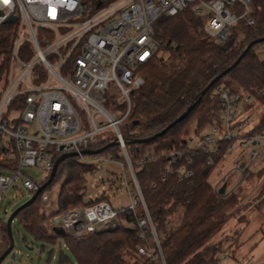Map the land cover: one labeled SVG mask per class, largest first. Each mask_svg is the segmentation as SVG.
I'll return each instance as SVG.
<instances>
[{"label": "built area", "instance_id": "built-area-1", "mask_svg": "<svg viewBox=\"0 0 264 264\" xmlns=\"http://www.w3.org/2000/svg\"><path fill=\"white\" fill-rule=\"evenodd\" d=\"M251 5L252 0H0V26L13 25L6 53L0 55V226L6 222L1 219V206L10 190L20 188L35 194L48 180L55 161L75 153L80 162L97 167L86 173V187L112 181V173L100 164L113 162L127 173L135 199H131L126 185L129 205H120V209L132 213L141 209L136 220L140 239L137 253L151 263L165 264L123 139L131 112L130 95L144 84L139 68L159 49L154 32L158 19L190 10L200 19L205 36L223 44L239 20L254 24ZM9 18L13 21L7 23ZM110 85L123 99L121 104L114 105L110 99ZM216 93L218 120L189 149L207 154L206 164L212 165L220 142L231 143L227 151L238 143L242 157L229 172L237 175L238 182L229 185L227 172L212 185L216 195L225 197L244 183L245 173L261 155L258 147L264 150V128L251 133L260 121L249 108L254 95L221 86ZM106 103L117 112L123 109V114L110 113ZM111 138L118 148L116 155L84 154L96 151L91 147ZM180 159L177 150L169 152L173 165ZM1 162L14 165L2 166ZM190 165L187 160V165L177 169L180 180L193 178ZM25 168L42 170L46 176L37 183L24 174ZM222 185L225 188L220 195ZM48 202L49 193L45 191L41 203ZM118 210L101 201L59 213L58 223L53 221L52 227H61L76 239L111 232L119 227ZM220 259L227 257L222 255ZM246 264L254 263L248 260Z\"/></svg>", "mask_w": 264, "mask_h": 264}, {"label": "trees", "instance_id": "trees-1", "mask_svg": "<svg viewBox=\"0 0 264 264\" xmlns=\"http://www.w3.org/2000/svg\"><path fill=\"white\" fill-rule=\"evenodd\" d=\"M250 17L254 24L249 26L245 19L239 20L231 28L229 40L223 44L214 43L205 36L200 19L190 10L172 18L162 17L154 25L159 49L152 60L139 68L144 84L131 92L130 117L122 134L165 264H220L217 255L222 252V242L211 244L210 240L226 225L231 218L229 213L239 206L241 199L235 193L227 198L216 195L212 190V175L231 143L220 142L213 154L214 163L207 165V154L189 149L187 139L190 133L199 134L218 120L216 90L220 86L254 95L249 108H261V114L259 124L251 133L264 128V61L255 55L260 43L251 46L235 64L249 43L264 37V0H252ZM12 26H0V55L6 53L9 46ZM240 36L242 41L235 45ZM159 54L166 55V60ZM227 69L226 74L207 88ZM192 105L182 121L162 136L154 137ZM143 140L147 141L136 142ZM109 145L110 142H101L91 148L104 149ZM172 149L181 154L175 165L169 160ZM117 152L118 148L111 145L102 155H116ZM187 160L191 161L188 168L193 171L190 181L180 180L176 172L180 166L187 165ZM1 163L2 166L14 165ZM95 168V164L82 163L77 157L65 159L58 165L51 184L32 204L17 213L15 221L36 242L55 245L59 238L63 240L69 256L61 250L57 264H154L136 250L140 243L136 221L141 214L140 208L136 213L118 210L119 227L111 232L78 239L66 234L57 237L52 233V223L59 213L107 201L104 197L85 202V174ZM248 174L260 179L264 176V167ZM57 183V211L46 213L41 203L42 193ZM263 195L264 187L253 198L258 201L255 208H260ZM240 208L242 206L238 210ZM9 244L6 224L2 222L0 256Z\"/></svg>", "mask_w": 264, "mask_h": 264}, {"label": "rangeland", "instance_id": "rangeland-1", "mask_svg": "<svg viewBox=\"0 0 264 264\" xmlns=\"http://www.w3.org/2000/svg\"><path fill=\"white\" fill-rule=\"evenodd\" d=\"M255 55L260 61H264V42L256 46ZM159 56L163 57L164 61L167 58L164 54H159ZM107 92L110 99L113 100L114 105L123 102V99L118 96L117 90L111 85L108 87ZM104 106L109 109L110 113H116L118 116H121L124 112L123 109H118L119 112H117L115 109L110 108L109 103L104 104ZM253 113L258 116V119L261 114V108H254ZM78 117L80 122H82V116L79 113ZM108 131L110 132V130ZM208 132L209 127L207 126L199 134L190 133L187 139L188 145L194 147L199 142V139ZM110 143H114V138H111ZM258 149L261 155L250 169L253 173L264 167V150L260 147ZM242 153L243 150L238 147V143L234 144L232 150L227 151L223 161L218 164L212 175V185L222 175L230 172L237 160L242 157ZM99 167H105L112 173V181L109 183L98 181L94 187L93 185L87 186L85 190V202L96 201L106 197L107 202L113 205L115 210L120 209V205L123 207L128 206L129 198L126 192V185L131 193V199H135V190L130 177L126 172L122 173L120 167L113 162H108L105 166L100 164ZM23 172L37 183H40L42 178L46 176L44 171L36 168H25ZM248 172L245 173L244 183L238 186L234 192L241 199L239 206L231 210L229 221L210 240L211 244L222 242V252L217 257L220 259L224 255L227 257V260L220 259V264H246L248 260H251L254 264H264V195L260 208L254 207L258 201L253 200L259 190L264 187V176L256 179L253 176H249ZM228 175L229 185H234L238 182L235 173H229ZM46 192L49 193V202L47 205H43V211L46 213L57 211L56 198L59 192V184L57 183L49 187ZM30 197L31 194L20 188L10 190L1 206V219L6 221L9 215ZM117 201H120V204H115ZM241 206L242 209L238 210ZM11 233L14 241L13 252L15 253V257L12 259L8 255L1 264H57L61 250L65 252V255L69 256V252L65 249L61 238L56 241L55 245L36 242L18 225L15 219L11 225Z\"/></svg>", "mask_w": 264, "mask_h": 264}, {"label": "water", "instance_id": "water-1", "mask_svg": "<svg viewBox=\"0 0 264 264\" xmlns=\"http://www.w3.org/2000/svg\"><path fill=\"white\" fill-rule=\"evenodd\" d=\"M13 21V18H9L6 22H12ZM264 42V37L263 38H260L258 40H255V41H252L251 43H249L246 48L243 50L242 54L240 55V57L237 59L236 63L237 64L240 59L248 52V50L251 48V46H253L254 44H257V43H262ZM229 69L223 71L222 73H220L215 79H213L210 84L207 86V88H209L210 86H212L214 83H216L224 74H226V72L228 71ZM205 91L202 92V94H204ZM194 105L190 106L181 116H179L173 123H171L170 125H168L164 130H162L161 132L157 133L156 135H154V137H159V136H162L163 134H165V132L170 129L174 124L182 121L186 116L187 114L190 112V110L193 108ZM147 140H143V141H136L138 143L140 142H146ZM111 145H115V143H111L109 146ZM109 146L105 147L104 149L108 148ZM104 149H98L96 151H85L84 154H99L101 153ZM76 156L75 153H69V154H64L62 156H60L54 163L53 165V168H52V171L49 175V178L48 180L42 185L41 189L36 192L35 194L31 195V197L26 201L24 202L22 205H20L18 208H16L10 215L9 217L7 218L5 224H6V229H7V235L9 237V241H10V244H9V247L4 251V253L0 256V264L2 263V261L8 256L10 255L12 259H14L15 257V253L13 252V248H14V241H13V238H12V233H11V224L13 222V220L15 219V216L17 215V213L19 211H21L22 209H24L25 207L29 206L30 204H32L36 198L38 197V195L40 194V192L42 190H44L45 188H47V186L49 184H51V182L54 180L55 178V175H56V171H57V168H58V165L64 161L65 159L69 158V157H74ZM243 166V164H241V167ZM224 188H225V185H222L218 191V193L220 195H222L224 193ZM54 223H58V219H54ZM52 233L54 234V236H57V237H62L65 235L64 233V230L61 228V227H57V226H53L52 229H51Z\"/></svg>", "mask_w": 264, "mask_h": 264}]
</instances>
